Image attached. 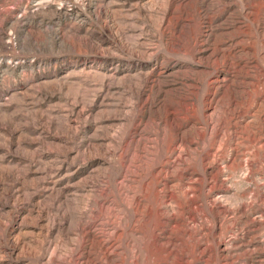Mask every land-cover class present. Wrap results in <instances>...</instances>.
<instances>
[{"label": "rangeland", "instance_id": "obj_1", "mask_svg": "<svg viewBox=\"0 0 264 264\" xmlns=\"http://www.w3.org/2000/svg\"><path fill=\"white\" fill-rule=\"evenodd\" d=\"M0 264H264V0H0Z\"/></svg>", "mask_w": 264, "mask_h": 264}]
</instances>
